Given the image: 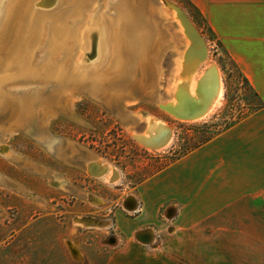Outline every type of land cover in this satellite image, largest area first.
<instances>
[{
    "label": "rangeland",
    "instance_id": "obj_1",
    "mask_svg": "<svg viewBox=\"0 0 264 264\" xmlns=\"http://www.w3.org/2000/svg\"><path fill=\"white\" fill-rule=\"evenodd\" d=\"M43 1L37 0V9L42 8L50 16L63 11L62 3L46 7ZM162 1L167 0H154L157 5ZM169 1L185 10L207 44L210 59L220 70L223 86L220 104L209 117L186 122L175 119L150 100H139L122 107L125 113L133 115L127 121L76 92L78 98L71 103V116L55 114L39 126L31 121L14 133L0 131V174L30 184L46 194V200L36 197L20 183L14 184L0 175V264H106L110 254L124 242L136 246L138 255L164 256L171 264H264V201L261 199L247 197L227 206L221 205L220 200L207 201L206 204L200 200L191 207L181 204L175 220L166 219L164 210H161L153 223L128 236L110 222L116 218L113 215L115 210L125 222L135 217V210H128L123 204L141 182L260 105L200 11L188 0ZM74 25L76 27V23ZM173 37L179 46L176 47L169 38L170 42L167 40L166 43L171 45L160 48L156 61L161 66L157 89L162 99L169 102L187 92L185 77L191 74L186 72L188 62L179 60L184 44L176 34ZM52 42L49 31L35 48V64L25 76L29 77L28 80L6 81L2 76V88L12 95L27 98L57 96L55 83L62 79L33 71V68L48 66V63L52 68L60 66L62 73L69 70L70 76L65 82L76 84L79 62L84 61L83 52L76 53L77 59L71 54L73 50L67 51L63 47L48 52ZM91 55L95 57V54ZM177 79L179 82L174 85L173 80ZM148 115L165 121L174 132L172 140L162 150L142 147L131 134L133 130L145 127ZM8 116V112L0 115L1 121L7 120ZM66 142L75 148V151H71L72 148L65 150L68 156L63 151ZM17 160L26 162L23 164ZM92 160L115 167L113 182L87 174L85 165ZM29 163L33 166L29 167ZM45 166L65 173V178L75 188L65 186L62 177L47 172ZM86 193L100 199L93 200L95 207L103 208L97 213L106 214V208L112 209L107 214L109 216L103 218L110 221L93 228L75 225L74 220L87 212ZM50 198L53 199L51 202L48 201ZM145 231L156 236L155 241L147 246L140 240V234Z\"/></svg>",
    "mask_w": 264,
    "mask_h": 264
},
{
    "label": "bare ground",
    "instance_id": "obj_2",
    "mask_svg": "<svg viewBox=\"0 0 264 264\" xmlns=\"http://www.w3.org/2000/svg\"><path fill=\"white\" fill-rule=\"evenodd\" d=\"M1 1L0 115L8 112L9 116L7 120L2 119L1 121L0 119V131L14 133L27 126L31 121L39 126L55 114L71 116V103L75 98H78L76 92L98 102L104 108L126 118L127 121L131 120L133 115L125 113L122 107L138 103L139 100H150L165 112L170 111L169 107L179 106V103L185 111L184 114L198 112L204 103L207 104L209 101L205 111L200 116L189 120L190 122L209 117L220 104L223 94L220 70L210 59L205 41V52L198 51V46L192 40L195 36L190 27L199 34L200 32L185 10L172 1H162L157 5L154 0H44L42 3L46 7L53 6L57 2L64 5L63 11H59L55 16H50L49 13L41 10L42 8L37 9V0ZM176 9L183 12L190 27L183 25ZM71 27L73 28L71 29ZM49 31L53 42L47 48L48 52H54L55 48L60 47L67 51L73 50L71 54L74 56L77 52H83L84 61L79 62L80 70L76 76V84L65 82L66 78L70 76L69 70L62 73L60 66L52 68L48 63V66L33 68V71L44 72L55 79H62L55 83L58 86L57 89L55 88L57 96L37 95L34 98H27L22 95L18 96V92H13L18 95H12L3 89L2 76L6 81L29 78L25 76H28L31 66L35 64L33 62L35 48ZM174 34L184 44L179 60L181 58L182 61L188 62L186 63V72L191 73L190 77H185L188 80V90L186 93H181L184 95L182 102L181 100L179 102V98L174 101L170 100V102L169 100L164 101L165 99H162V95L157 89L161 75V66L157 65L160 48H165L170 44V40L178 47L176 40L173 39ZM169 38L172 39L169 40ZM163 40H165L164 43H162ZM191 46L192 53L189 50ZM190 53L198 54L201 57L205 54V58L189 60L187 56ZM91 54H95V57H91ZM19 56L21 58L16 62ZM77 56L78 54L76 59ZM212 69L218 76V85L215 96L210 99L213 93L211 86L214 84V80L210 76L214 73ZM177 70L179 71V69ZM209 76L211 78L207 82L206 78ZM173 81H175L174 85L179 82L178 79ZM200 82H204V84L201 86ZM172 87L173 85H171ZM200 99H202L201 102ZM34 106L35 108H33ZM167 113L169 114V112ZM140 116L145 118L144 114ZM173 117L177 119L176 116ZM166 126L168 124L165 121L149 116L145 127L140 131L133 130L131 134L135 140L140 142V138H148L158 127L164 130ZM168 127L170 129L169 140L163 147L155 148L153 151L164 149L172 140L174 132L170 126ZM63 148H65L64 152L67 148L75 149L74 145L69 142H66ZM108 167L107 170L104 163L94 166L92 164L87 166V172L98 175L102 170L98 176H95L102 177L108 171L105 174V179L108 182H113L116 178V174L113 172L115 167ZM133 198L131 195L128 196L127 203L123 204L128 210L131 209L129 203L135 206ZM140 239L147 242L152 238L145 240L140 237Z\"/></svg>",
    "mask_w": 264,
    "mask_h": 264
},
{
    "label": "crops",
    "instance_id": "obj_3",
    "mask_svg": "<svg viewBox=\"0 0 264 264\" xmlns=\"http://www.w3.org/2000/svg\"><path fill=\"white\" fill-rule=\"evenodd\" d=\"M188 1L203 15L221 47L264 105V0ZM101 163L103 162L99 160L89 161L85 165L86 172L88 164L94 166ZM32 166L29 163V167ZM106 166L108 170L109 165ZM46 170L53 172V175H60L65 186L75 188L62 171L53 167ZM0 175L14 184L20 183L36 197L46 200L45 192L6 174ZM131 196L134 197L136 215L129 222L116 215V208L113 211L115 220L103 219L109 216L107 214L112 209L106 208V214L97 213L103 208L95 207L93 200L100 199L88 193V199L84 201L87 212L81 213L74 223L79 227L93 228L109 220L113 227L128 236L144 225L153 223L161 210H164L166 217L175 220L181 204L191 207L200 200L205 204L207 201L210 203L212 200H220L221 205L227 206L247 197L264 201V107L235 121L141 182ZM51 200L53 199H48L50 202ZM129 207H133L132 203H129ZM144 233L152 238L149 242H141L147 246L153 242L155 233L142 232ZM106 264H171V261L164 256L138 255L136 246L124 242L110 254Z\"/></svg>",
    "mask_w": 264,
    "mask_h": 264
},
{
    "label": "water",
    "instance_id": "obj_4",
    "mask_svg": "<svg viewBox=\"0 0 264 264\" xmlns=\"http://www.w3.org/2000/svg\"><path fill=\"white\" fill-rule=\"evenodd\" d=\"M176 11H177V13L180 15V17H181V20H182V22H183V25L184 26H189L190 27V25H188V22L186 21V17H185V15L183 14V12L181 11V10H179V9H176ZM190 30L192 31V33L194 34V38L192 39V40H194V43L198 46V51L199 52H201V51H203V52H205V46H204V39L201 37V35L195 30V29H193V28H191L190 27ZM191 38V37H190ZM194 45V44H193ZM192 49V46H191V48L189 49V50H191ZM191 53H192V50H191ZM188 54V56H187V58L189 59V60H193V59H196V60H201L202 59V57L203 58H205V54H204V56H200V55H192V54ZM212 72H214L213 73V75H210V76H212V79L214 80V84H213V86H211V90H213V93H212V95L210 96V99L213 97V96H215V92H216V89H217V85H218V76L216 75V73H215V70L214 69H212ZM208 77V78H206V80H207V82H209V80L208 79H210L211 77ZM204 84V82H200V85L202 86ZM210 85H212L211 83H210ZM184 97V95H181L180 97H179V102H180V100H181V102H182V98ZM209 99V100H210ZM201 100L202 99H200L199 101L201 102ZM206 102V101H205ZM208 103H209V101H208ZM208 103L207 104H205L204 103V105H203V107L198 111V112H191V113H183V112H185L184 110H183V107L181 106V104H179L178 103V105L179 106H172V107H169L168 108V110H170V111H167V112H169V114L171 115V116H176V118L177 119H182V120H185V121H189V120H192V119H194V118H196V117H198V116H200V114H202L204 111H205V108L207 107V105H208ZM178 115V116H177ZM166 129H161L160 127H158L157 128V130H159L158 131V133H156L157 132V130L153 133V134H151L148 138H140V142H139V140H135L134 139V141L137 143V144H141V146L142 147H144V148H150V149H155V148H161V147H163L166 143H167V141L169 140V137H170V129H169V127L168 126H166L165 127ZM142 129H143V126H142ZM142 129H140V130H142ZM140 130H137V131H140ZM156 133V134H155ZM90 165H92V164H88L87 166H90ZM102 172V170H100V172H99V174ZM89 175H91V176H98V175H94V174H91V173H88ZM135 207L136 206H133L130 210H134L135 209ZM147 233H144V234H142V238L143 239H147L148 238V235H146ZM150 236V235H149ZM149 242V241H148Z\"/></svg>",
    "mask_w": 264,
    "mask_h": 264
},
{
    "label": "trees",
    "instance_id": "obj_5",
    "mask_svg": "<svg viewBox=\"0 0 264 264\" xmlns=\"http://www.w3.org/2000/svg\"><path fill=\"white\" fill-rule=\"evenodd\" d=\"M233 62V61H232ZM234 63V62H233ZM235 65V64H234ZM235 67H236V65H235ZM237 68V67H236ZM237 70H238V68H237ZM238 72H239V74L242 76V80H243V82L245 83V84H247L248 86H249V84H248V82H247V79L241 74V72L238 70ZM249 88L251 89V87L249 86ZM252 90V89H251ZM255 94V96H256V98H257V100H258V102H259V107H256V110L257 109H261V108H263L264 107V105L262 104V102L259 100V98H258V96H257V94L256 93H254ZM233 124V123H232ZM231 125V124H230ZM228 127V126H227ZM208 140V139H207ZM206 140V141H207ZM205 142V141H204ZM203 142V143H204ZM202 144V143H201ZM200 144V145H201ZM199 146V145H198ZM197 147V146H196ZM195 147V148H196ZM194 149V148H193ZM193 149H191V150H193ZM189 152V151H188Z\"/></svg>",
    "mask_w": 264,
    "mask_h": 264
},
{
    "label": "built area",
    "instance_id": "obj_6",
    "mask_svg": "<svg viewBox=\"0 0 264 264\" xmlns=\"http://www.w3.org/2000/svg\"><path fill=\"white\" fill-rule=\"evenodd\" d=\"M130 210V209H129ZM166 219H170L171 220V217L169 218V217H166ZM155 234L153 235V242L155 241ZM152 244V243H151Z\"/></svg>",
    "mask_w": 264,
    "mask_h": 264
},
{
    "label": "flooded vegetation",
    "instance_id": "obj_7",
    "mask_svg": "<svg viewBox=\"0 0 264 264\" xmlns=\"http://www.w3.org/2000/svg\"><path fill=\"white\" fill-rule=\"evenodd\" d=\"M46 168H49V169H50L51 167H50V166H46ZM124 202H126V203H127V201H126V200H125Z\"/></svg>",
    "mask_w": 264,
    "mask_h": 264
}]
</instances>
